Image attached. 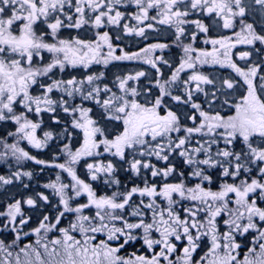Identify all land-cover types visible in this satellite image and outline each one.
<instances>
[{"label": "snow or ice", "instance_id": "snow-or-ice-1", "mask_svg": "<svg viewBox=\"0 0 264 264\" xmlns=\"http://www.w3.org/2000/svg\"><path fill=\"white\" fill-rule=\"evenodd\" d=\"M132 2L139 9L135 19L140 22L149 19V9L160 8V23L175 24L177 39L184 32L182 25L188 22L184 18L189 15L187 8L190 7L191 10L199 9L209 15L215 14L220 18L225 29L234 28L239 20L240 31L235 34L237 43L253 45L259 41L264 44V34L257 33L253 23L245 22L246 14L253 5H258L261 15L264 16V0H251V3H246L245 0H132ZM120 3L121 0H76L75 4L73 0H0V120L15 121L18 125L17 131L10 135H18L19 139H27L29 143L40 148L52 138V133L45 132L44 140L38 139L36 130L40 125L29 120L26 113L31 111L40 113L43 110L55 112L57 104L65 105L63 107L65 113L78 114L80 119H74L73 126L82 129L84 133L83 146L75 153L69 150L68 154L72 163L82 156H91L101 144L105 145L106 151L114 149V154L121 158L124 157L126 149L133 151L140 149L139 155L155 156L163 161H168L172 153L178 152L184 158V162L193 167L190 175L199 178L200 182L194 186H188L183 179L184 173H179L180 182L164 183L159 190L156 184L149 185L145 182L142 188L132 187L126 192L97 197L91 185L77 177L73 168H66L64 164H60L58 167L66 168L74 181L71 190L75 196L87 194L88 203L71 207L70 201L73 197L66 191L69 185L62 183L46 185L53 188L60 196V205L63 208L62 211L58 210L54 217L44 215L39 226L33 229L39 237L36 245L43 249L47 258H42L37 247L26 245L20 250L24 254V259L21 260L20 253H17L15 264H161L162 259L167 264H193V253L200 247L201 238L206 236L210 237L211 244L197 264H233L236 257L232 253L241 247L235 242V234L255 230L258 233L257 240H264V227H262L264 207L258 204V201L264 203V75H260L261 64H253L245 70L231 61L229 49L235 45L226 42L231 37L212 40L213 50L200 52L196 60L201 64L226 63L242 78L243 84L246 85V92L235 103H230L228 98L221 102L217 92L223 95L225 89L236 90L240 87L239 82L225 79L216 91L206 92L202 85L213 87L216 85L208 76L197 72L183 82V95L172 96L167 90L171 83L176 82L181 71L185 68H195L192 57L188 55L193 51L190 46L184 48L188 58L181 61L171 80L164 83L157 81L161 95L153 102L141 104L134 98H127L129 93L132 97L138 95L135 88L130 90L126 88L127 81L134 79L132 76L119 82V88L124 95L116 96L113 93L103 101L99 99L100 93H107L110 89L107 86L104 88L99 85L93 86L94 82L100 79L93 75L82 80L72 78L66 81L54 80L47 85L41 83L40 87L44 90V94L42 96L30 94V89L38 84L39 78L48 76L53 69L59 68L63 71L68 65L88 66L93 61L99 62L97 57L100 56V50L104 44H107L110 50L108 55L112 59L131 60L139 57V53L112 56V45L109 43L110 38L107 32L100 36L96 43L80 39H58L50 43L44 38L47 33L37 31L39 23L45 24L50 29L52 37H56L62 27L79 29L88 23L100 27L105 21L118 24L123 16V13L116 10V6ZM181 5L185 6L184 10L181 9ZM66 7L74 8V14L66 13ZM86 7L90 12L95 13L91 20L85 16ZM114 10L115 15H112ZM57 13L63 15L64 19H61ZM152 19L155 20L156 17ZM192 23L200 31L208 32V27L200 20L192 21ZM148 27L151 28L152 25L149 24ZM125 29L133 31L127 25ZM143 33L144 29L140 28L138 34L143 35ZM216 45H219V48H216ZM165 47L167 45L155 44L143 51L150 52L156 48ZM220 49L224 51L221 52ZM44 52L53 54L52 60L46 64L42 63ZM221 55L224 57L223 60L219 58ZM248 56L250 53H242L241 59ZM34 58H38L42 66L34 64ZM163 62L167 63V61ZM104 63L107 64L108 60L105 59ZM148 63L153 67L156 65L154 60H149ZM143 75V72L137 73L135 78ZM257 80L260 81L259 84ZM85 84L92 86L86 93L83 89ZM192 84L194 87L191 86ZM54 90H59L68 97L79 93L82 99L94 100L95 103L101 104L108 119L123 122V131L114 139L104 138L97 142V134L103 136V129L98 127L97 121L89 116L92 110L79 106L70 108L65 100L51 99L49 94ZM194 93L203 94L208 110H205L201 103L193 101ZM165 96L171 97L178 104L190 105L191 114L185 118L192 122L193 127L182 126L181 116L171 109H167L164 115L160 114L159 109L164 104ZM17 102L24 106L26 112L17 114L14 111V104ZM215 103H221V108L233 109L234 114L221 115L219 111L212 108ZM181 132H184L183 136L179 135ZM174 133L175 138H173ZM196 135H199L203 142L197 141L195 146H192V138ZM238 138L244 145L240 151L232 147ZM221 141L224 143L223 149L219 147ZM18 142L7 144L0 141L4 148V151L0 152V158H6L10 152L16 159H34L29 157L28 152L18 147ZM201 156H203L202 159ZM37 163L44 162L37 161ZM130 167L137 174L140 173L141 168L150 170L152 177H168L176 171L174 166L158 169L150 162L138 159H134ZM87 168L93 180L97 179L98 172L112 173L114 171L111 163L88 164ZM205 168H219L222 177L231 178L234 182H224L215 191L211 187H205V182L211 185L213 180L211 175L205 173ZM253 171L256 172L255 176L252 175ZM14 175L18 179L22 175L30 177L31 173L16 172ZM57 179L59 180V177ZM0 183L10 184L12 179L0 176ZM114 183L119 184V181ZM137 194L140 197H148L149 202L144 203L142 199L139 204H135L133 197ZM158 197L164 198L166 206L162 207L156 202ZM39 199L48 202V197L43 194H39ZM181 201L192 202L191 207L182 209L183 217L180 211H177ZM24 203L32 208L37 206V201L31 197ZM90 207L96 209L94 216L84 215V210ZM65 213H75V220L67 227L57 228ZM149 213L150 219L146 221ZM201 214L204 219H201ZM0 215H6L9 224L13 226L16 224L17 217H20L21 226L27 224L30 219L24 217L20 200L9 204L7 213H0ZM221 216L228 217L223 220V224L228 227V231L224 233H220L217 226V218ZM126 217L136 218V222H130ZM9 224H5L4 228H8ZM53 230H58L62 235L60 238L48 241L47 234ZM136 230L142 232V237L139 238L148 249L161 245L159 253H154L151 258L134 253L127 259L119 255L125 245L138 239L136 235H133ZM42 231L43 236H41ZM154 232L159 234V239L153 238ZM73 233H79L81 238L77 239ZM97 233H106L107 238L94 242ZM122 237L124 238L122 243L112 246V241L119 242ZM182 237L187 240V246L182 249L183 255L176 257L174 262L169 259L177 250V245L172 242V238L180 241ZM19 239L20 235L17 233L16 240ZM42 241L45 242L42 243ZM15 243L16 241H13V245ZM49 244L52 245L51 248ZM13 245H6L3 240H0V250L6 252L8 257L12 256L8 249ZM221 249H223L222 253ZM259 249L260 251L256 253L255 247L250 248L249 253L254 254V258L246 255L241 264H264V243L259 244ZM2 264H10V261L5 258Z\"/></svg>", "mask_w": 264, "mask_h": 264}, {"label": "rangeland", "instance_id": "rangeland-1", "mask_svg": "<svg viewBox=\"0 0 264 264\" xmlns=\"http://www.w3.org/2000/svg\"><path fill=\"white\" fill-rule=\"evenodd\" d=\"M121 2L124 5V7H127L128 3L125 4V2H126L125 0H121ZM245 2L251 3V0H245ZM180 7L183 10L185 9L184 5H181ZM187 10H191L190 7H188ZM245 19H246V23H253L254 24L257 33L264 34V16L261 15V10H260L258 5H253L252 7L249 8ZM120 23H121V21H119V24ZM190 23L191 22L188 21L187 23L182 25V27L184 28V32H183V34H180L179 39L176 38L175 41H174V39L171 40V36L174 35V31H173L174 29L171 27V25H168V26L171 27L173 30L170 29L169 27H164L161 37L164 36V38L169 39V41L166 42V45L167 44L170 46H173V45L181 46V45H183L182 47H184V48L187 46H190L193 49V51L188 55H190L192 57V61L194 62V60H195L194 54H195V51H197L198 49L194 44L195 41H193V39H192V33H193V30L196 29L197 27L195 26V24H190ZM202 23L208 24L210 31L218 34V35L213 34L214 36H212L211 40L207 39L205 41V39H204L205 44H207L208 42H210V44H212L211 43L212 40H221L224 38L231 37L230 40L226 41L227 43L231 44L235 40L236 44H238L241 47L247 45V44L237 43V37L235 34L240 31L239 21L236 22V26L232 29L223 28L222 21L219 18H214L210 21H205V23L204 22H202ZM172 25H175V24H172ZM128 26H129V24H127V27ZM115 33H116V34H114L115 39L114 38L110 39L109 43L114 44V47H112V49H114V50L118 49L120 51L119 52L118 51L112 52V56L119 57V56H123L125 54L131 55L133 53H139L140 55L138 58L131 59V60L112 59L111 57H109V59H107V60H110V62H117L119 64V65H115V67L113 69H110V68L105 69L106 72H108L109 70H113V74H115V77H117V79H116L117 82L114 84L105 85L110 89V91L107 93H104L103 96H101L102 95V92H101L99 95V99L101 101H103L104 99L111 96L113 93H115L116 96L124 95V92L119 88V82L121 80L126 79L129 76H132V77H134V79L127 81L126 88L128 90L135 88L138 95L136 97H132L129 93L127 98L128 99L134 98L141 104H145L146 102H153L154 100L152 99V97L150 96L148 91L146 90L145 84L144 85L143 84H135V81H138L144 77L145 69L142 65L144 64L145 61L151 60L149 55L153 56L154 53L153 52H151V53L150 52H144V51L132 52L131 50H129L130 46L127 47V45L128 44H130V45L136 44L138 46L139 44H143L145 42L144 38L146 39L149 37V38L153 39L154 34L147 33L148 37H144V38H140L138 36L134 40V41H136V43H135L134 41L129 42V38L125 36V35L130 33V31H127L125 29V26H121L119 32L115 31ZM65 39H67V38H65ZM258 42L259 41H257L256 43H258ZM259 44H261V43L259 42ZM182 47H181V49H182ZM212 50L213 49L203 50V51L204 52H211ZM232 50L233 49H231V51L229 50L230 51L229 53H231ZM259 50H261V49L260 48L254 49V48H250V47L245 48L244 47L243 49H241L238 56L241 59V54L247 52V53H250V56H248L246 58H249L251 60H259L260 57H262L264 55V52L259 53ZM220 51L223 52L224 50L221 49ZM200 52H202V51H200ZM107 53L109 54V52H107ZM182 54H183V59H181V60H185L188 58V55H186L185 52H183ZM102 55H105V53H102ZM167 56L171 57L170 55H167ZM197 56H198V54L196 55V57ZM229 56H230V54H229ZM171 58H174V57H171ZM219 58L221 60L224 59V57L222 55ZM209 63H211V62H209ZM211 64H213V63H211ZM215 65H217V64H215ZM64 69L66 70V68H64ZM64 69H63L64 73H61L62 76H60L56 80H64V81L67 80V72H66L67 70L65 71ZM188 70H190V69H188ZM59 71H61V70L57 69V71L55 73L59 74ZM140 72H143L144 75L140 76L139 78H135L137 76V73H140ZM173 74L174 73H172L169 76V78L166 79V81H170ZM179 77H180V74H178V79H179ZM214 78H216V79H214ZM217 78H219V77L214 76V75L211 76V79L214 81V83H215V81L221 82V80H219ZM178 79L176 80V83H171L168 86L167 90L170 91L171 94H173L172 91H177L180 94L183 93L182 89H184V83L177 84ZM41 83L47 85V84H50L52 82L48 83L47 79L46 80L43 79L37 85H33L32 88L30 89L31 95L42 96L44 94V90L40 87ZM139 83H141V82H139ZM95 85H99L101 88L105 87V86L102 87V85H100L99 83L94 84L93 86H95ZM204 86H208L209 90H211V88H212V85H204ZM91 87L92 86L85 84L83 86L85 93L87 91L91 90ZM49 96L51 99H53L55 101H60V100L67 101L68 102L67 106H69L70 108L76 107V106L83 107V108H90L92 111H91V113H89V116L93 120L97 121L98 127L103 129V134H104L103 139L107 138V139L111 140L117 134H119L120 132L123 131V122L121 120L108 119L105 115V110L102 108L101 104L95 103L94 100H84V99H82V97L79 93H76L73 97H68L65 93H63L59 90H54L51 94H49ZM171 103H172L171 97L167 96V98L164 99V104L161 108H170L171 109V108H173V105H171ZM19 105L22 106V111L20 113L26 112V109L24 108V106L22 104H19L18 102H17V104H14V111H15V108L18 107ZM64 106L65 105L57 104L55 106V112H48L46 110H43L40 113H35V111H31V112L26 113L27 118L29 120H31L34 123H38L40 125V127L37 128V130H36V137L38 139L44 140V133L45 132H51L52 133V138L47 140L45 146L40 147V149L37 152H31V150L27 147L28 144L35 147L33 144L29 143V141L27 139H19L18 135H10V133H16V131H17L18 125L15 123V121H12L10 119L0 120V124H1L0 127L3 126L2 128H0V141L7 143V144H13V143H17V141H19L18 147H20L24 151L28 152L29 157H34V159H28V158L16 159L15 157H12L11 153L9 152V155L6 158H0V176H4L6 179H9V178L12 179V183H10V184L0 183V196L3 193H5L4 195H6L7 201L4 203L5 205H9L11 203H14L16 200H20L21 206H28L27 204L24 203V201H26L29 197H31L37 201V206L35 208L23 209L24 212H27V213L31 212L30 214H32L34 212H39V215L42 214L44 216V214L46 212H48L46 209L49 206H55L56 207L55 209H58L59 211L63 210L62 205H60V196L56 193V191L53 188L47 187L49 190H46L44 192H43L44 189H41V190H39L38 194L21 193V190L25 189L24 186L21 184V182L24 181L25 177H27L30 180L41 181V185L44 188L46 185L52 184V183H56V184L62 183V184L69 185V189L66 191H67V194L69 196L73 197L72 200L70 201L71 207H77L80 204L88 203L87 194L75 196L74 192L71 190V186L74 184V181L72 180V177L69 175V173L66 171L67 167L73 168V170L76 172L77 177H79L81 180H84L85 183L90 184L93 191L96 193L97 197H99V196H111L115 192H126V191L130 190L131 187H127V185H126V183H128V181H122L121 180L122 174H125V173H127V174L130 173L132 175V177L134 176L133 181L135 184L131 185V186L142 188V187H144L145 182H147L149 185H151L149 183V179L148 178L145 179V176H144V179H141L142 175H147L148 172L151 173L150 170H146V169L141 168L140 173L137 174L130 167V164L134 159L142 160L144 162L149 161V157L141 156L138 154L140 149H136L135 151H133L132 149H126L124 157L121 158V157L114 154V152H115L114 149L112 151H106L105 147H104V151H103L101 146H100L99 148L95 149V151L93 152V154L91 156H82L75 163H72L71 157L68 154L69 150L72 153H75L77 150H79L83 146V143H84L83 135H84V133H83L82 129H78V128H75L73 126V120L74 119H80L78 114L73 115L71 112L65 113L63 111ZM33 107H35V106H33ZM41 107L44 108L43 105H41ZM17 114H19V113H17ZM76 134H78V135H76ZM97 135H99V134H97ZM100 140L97 139V142ZM61 141H63V142H61ZM257 143H259L258 140H257ZM101 145H103V144H101ZM50 146H55L56 148L54 149V148H51ZM53 150H55V151H53ZM3 151H4L3 143H0V152H3ZM43 154H46V155H43ZM47 158H49L50 161H48ZM37 161H43L44 163H42V164L37 163ZM155 161L160 162L161 160H158L155 157ZM108 163H111L113 165L114 171L112 173L98 172L97 173V179L93 180L92 174L88 170L87 165L88 164L107 165ZM28 164L35 165V167H32V166L29 167V166H27ZM60 164H64L66 166V168L65 169L59 168L58 165H60ZM155 165L157 166V167L155 166L156 168L163 169V167L159 163H157V164L155 163ZM30 170L37 172L36 174L41 179H36L35 177L32 178L33 176L29 177V176H24V175L20 176L17 179L14 175L16 172H21V173H29L30 172L33 175V172H31ZM52 171H56L55 172L56 175H54L55 181H53L54 179L49 183L42 181L43 180L42 178H44V177L47 178L48 176H50L52 174ZM218 173L221 174V170H218ZM57 177H59V180L57 179ZM157 177L158 178L153 177L154 178L153 180L157 181V182H154L153 184H156L158 186V190H159V187L162 186L164 183L180 182V175L177 173V171H175L172 175H170L168 177L160 176L161 178H163V182H160V180H157V179H160L159 176H157ZM25 180H27V179H25ZM117 180L119 181V184L114 183V181H117ZM176 180H178V181H176ZM222 183H224V181H222ZM227 183H233V180L230 182H227ZM191 186H193V185H191ZM204 186L207 187L206 185H204ZM39 194H43V195L47 196L48 202H44V201L40 200ZM133 198H135V196ZM161 198L164 200L163 197H161ZM50 199H52V200H50ZM142 199L144 202H146V200H147L146 197H141L140 201ZM0 200H1V198H0ZM8 201H10V203ZM136 204H138V203H136ZM164 204L166 206L165 200H164ZM58 210H56V211H58ZM95 211H96V209L94 207H90V208L85 209L83 214L91 216V214H92L91 212H95ZM73 215L76 216L75 213H65V216L61 219V223L59 224V226H57V228L65 226L64 221L66 220L67 217L75 220ZM227 218H225V219H227ZM42 219H43V217L41 218V220ZM201 219H204L202 214H201ZM19 220H20V218L17 217V221H16L15 226L10 225L9 221H8L7 222V224H9L8 228H4V225H5V221H4V223L1 224V226H0V235L2 234L4 236H7L9 233H12V236L15 237L17 235V231L19 230V226H21L19 224ZM41 220L39 219V221H41ZM227 231H228V227L219 228L220 233H224ZM28 232H31V230L23 231L24 234L22 233V236H23L24 240H27L29 235H25V233H28ZM53 232L54 233L58 232V230H53V231L49 232L47 234V237L49 235H51V233H53ZM77 234H79V233H73V235H75V236ZM97 234H100V237L106 236V233H97ZM97 234H96V236H97ZM141 234L142 233H139L138 235L141 237ZM35 235H36L35 236L36 239H35L33 244L29 243V242H24V245H21V243L18 241L17 243H15V245H13V242H11V245H13V246L9 249L11 251H9V250L8 251L12 253V256L8 257L7 255H4V254L1 255L0 256V264H2V262L5 260V258H7L10 261V264H15V258H16L17 253H20V258H21V260H23L24 254L21 253L20 250L22 248H25L26 245H32L34 247H37L38 250L41 252L42 258L46 259L47 257H46V254L44 253L43 249L40 248L38 245H36V241L39 237L37 236V234H35ZM43 235H44V233L42 231L41 236H43ZM235 235H239V237H242V240L238 241L235 239V242L239 243L241 245V247L239 249L233 251V253H232V255H234L236 257V260L233 261V264H241V262L244 260V257L246 255L254 258V254L249 253V249L255 247V252L258 253L260 251L259 244L264 243V240H257L258 233L255 230H250L248 233L235 234ZM97 238H96V240H97ZM208 238H210V237L206 236V237L201 238V240L199 242L200 247H198L196 252L193 253V264H197V262L200 261V258L202 256H204V254L208 251V248L210 247V244H211V239L208 240ZM56 239H57V237H56ZM98 239L99 240L94 241V242H98L100 240H105V239H101V238H98ZM157 239H159V238H157ZM50 240H53V239H51V238L48 239V241H50ZM13 241H15V240H13ZM43 242H45V241H42V243ZM118 243H117V241H114L112 246H117ZM185 246H187V240H186V243L183 245V247H185ZM49 247L51 248L52 245L49 244ZM203 248H205V249H203ZM222 252H223V249H221V253ZM119 255H121L127 259V258L132 257L133 254L128 256V255L122 254L120 252ZM182 255H183V253H182ZM178 256H179V254L174 252L171 254L169 259L175 262L176 257H178ZM33 258H34V254H33ZM161 264H167V262L162 259Z\"/></svg>", "mask_w": 264, "mask_h": 264}, {"label": "flooded vegetation", "instance_id": "flooded-vegetation-1", "mask_svg": "<svg viewBox=\"0 0 264 264\" xmlns=\"http://www.w3.org/2000/svg\"><path fill=\"white\" fill-rule=\"evenodd\" d=\"M125 1H126L125 4L128 3L127 7H124L122 2L116 6V10H119L121 13H123L122 18L120 19V21H121L120 24L119 23L118 24H110L107 21H105V23L100 27H95V25H93L92 23L85 24L79 29L62 27L58 31L57 36L52 37L50 34V29H48L45 24L39 23L37 25V31H38V33L39 32L47 33V35H45L44 38H45L46 42H50V43H54L58 39H65V38H67V40L80 39V40H84L86 42L96 43V42H98V38L100 36H102L105 32L108 33V36L110 39H113L115 37L114 34H116L115 31L119 32L121 26H125V25L129 24L128 28L133 29V31H130L129 34L125 35L126 37L129 38V42H133L135 40V38H137L138 36L140 38L148 37L147 33L154 34L153 39L149 38V37L146 39L144 38L145 42L143 44H139L138 46L136 44H135L136 46L126 44L127 47L130 46L129 50H131L132 52L143 51L144 49L149 48L150 45H155V44L166 45V42L169 41V39L164 38V36L161 37V35L163 33V28L169 27L168 26L169 24L160 23L161 16L159 15V12L161 11V9L160 8L149 9L148 10L149 19L144 20L143 22H140V21L135 19V16L139 13V9L136 6V4L134 2H132V0H125ZM75 2H76V0H73V4H75ZM188 11H189V15L187 17H185L184 19L191 22L190 24H193L192 21H195V20H200L201 22L205 23V21H210L214 18H219L215 14L209 15L206 12H203L199 9L188 10ZM65 12L68 14H74V8L69 9L66 7ZM57 15H60V18L64 19L63 15H61L59 13H57ZM94 15H95V13L90 12L86 7V11H85L86 18L91 20L94 17ZM112 15H115V10L113 11ZM152 17H156V19L153 20ZM237 21H239V20H237ZM245 22H246V19H245ZM65 23H67V21H65ZM149 24L152 25L151 28L148 27ZM206 26L208 27V32H206V33L200 31L198 28L193 30L192 39H193V35H195V39H193V41H195L194 44L198 49L197 51H195V54H194V56H195L194 57L195 68L190 69V70H188V68H185L183 71H181L179 73L180 77L178 79L177 84H180V83H183L184 81L189 80V78L193 75L194 72L206 75L210 79H211L212 75L218 76L219 78H217V79L221 80V82L225 79L232 80L233 82H239L240 87H238L236 90H226L225 89V90H223V95L221 94V92H217V95L220 97L221 102L223 101V99L228 98L230 103H235V102H237L239 97L246 92V85L243 84L242 78L239 77L236 74V72L231 67H229L226 63L217 64V65L211 64V63L201 64L199 61L196 60V55L197 54L199 55L200 51L213 49V47H214L212 44H210V42L205 44V41L207 39L211 40L212 36H214V35H218V34L210 31L208 24H206ZM171 27H169V28L174 31V35L171 36V40L174 39V41H175L177 38V35H178L176 32V26L171 24ZM140 28L144 29L143 35L138 34V30ZM204 39H205V41H204ZM134 42L136 43V41H134ZM231 44L235 45L234 47H231L229 49L230 51H231V49H233L232 52L229 53L231 61L233 63H235L238 67L245 69V70L248 67L252 66L253 64H261L262 70H261L260 75H264V55L262 57H260L259 60H251L249 58L240 59V57L238 56L241 49H243L244 47L245 48L250 47V48H254V49L260 48L261 50H259V53H263L264 52V44H259V42H258V43H255L253 46L252 45L251 46L245 45V46L241 47L238 44H236L235 40ZM111 45H112V47H114L113 43H111ZM182 46L183 45H181V46H178V45L170 46L167 44V47H165L163 49L156 48V49L150 51V53L153 52L154 55L153 56L149 55L151 60L156 61L155 67H153L152 64L148 63V61H145L144 64L142 65L145 69V75L142 79L135 81V84H143V85L145 84V86H146L145 88L153 100L161 95L160 89L157 86V81H160V83H164L166 81V79H168L172 73H175L176 69L179 67V65L182 61L181 59H183L182 53L184 52V47H182ZM181 47H182V49H181ZM215 47L219 48V45L218 46L216 45ZM115 51L119 52L120 50L112 49V52H115ZM107 52H109V48H108L107 44H104L101 47L100 56L97 57V60L99 62L93 61L88 66H84V65H77L75 67H73L71 65L66 66L65 68L67 71L65 69L64 70L67 72V80L72 79V78H75L77 80H82V79H86V77L89 75H93V76L100 77V79L95 81L94 84L99 83L100 85H102V87L107 85V84L116 83L117 77H115V74H113V70H109L108 72H106L105 69H109V68L113 69L115 67V65H119V64L117 62H110V60H108V63L105 64L104 60L109 59V55ZM102 53H105V55H102ZM42 55L44 56V60L42 62L43 64H46L52 60L53 54L48 53V52H44V53H42ZM167 55H170L171 57H174V58L168 57ZM163 61H167V63H164ZM42 63L39 61L38 58H34V64H36L37 66H42ZM57 69H59V68L53 69V71L51 73H49L48 76L39 78L38 83H40L43 79L44 80L47 79L48 83L58 79L60 76H62L61 73H64V72L59 71L60 75L56 74L55 72L57 71ZM214 79H216V78H214ZM139 82H141V83H139ZM221 82L215 81L216 87L212 86L211 90H209L208 86L202 85V87H204V90L206 92L216 91V88H219ZM259 83H260V81L257 80V84H259ZM192 87H194V84H192ZM182 91L184 93V89H182ZM172 93H173L172 96L183 95V93L180 94L177 91H172ZM103 94H104V92H102L101 96H103ZM166 98H167V96L164 99H166ZM193 101L201 103L202 105H204L205 110H208L207 105L205 104V97L203 96V94L194 93ZM171 105H173V108H171V110L176 112L178 115L181 116L182 126H185V127H193L194 126L190 120H187L185 118L187 115L191 114L190 105L178 104L173 100H172ZM212 108L215 109L216 111H219L220 114L223 116H228V115L234 114V110L231 108H228V107L221 108V103L213 104ZM167 109H170V108L159 109L160 114L164 115L166 113ZM15 111H16V113L20 114V112L22 111V106L19 105L18 107H16ZM198 123H199V119L197 120V124ZM0 126H1V124H0ZM2 127H0V128H2ZM179 135L183 136L184 132L179 133ZM103 136H104V134H103ZM103 136H101L99 134V135H97L96 139H99V140L103 139ZM175 136H176V134L174 133L173 138H175ZM83 139H84V135H83ZM205 139H207V137H205ZM257 140L259 141L258 138H257ZM197 141H200L201 143L203 142V140H201V137L199 135H196L192 138V146H195ZM100 146H101L102 150L104 151L105 145H100ZM219 147L221 149L224 148L223 141L220 142ZM232 147L234 148V150L240 151L244 147L243 141L240 138H238L236 141H234V144ZM38 150H39V148H38ZM213 151L214 152L216 151L215 146L213 147ZM200 158L202 159L203 156H201ZM147 162H150L153 165H155V163L156 164L159 163L163 168H166L168 166H174L178 174L184 173L183 179H184L185 184L188 186H191V185L194 186L196 183L200 182L199 178L192 177L190 175V173L193 171V167L187 165L184 162V158L181 157L178 152L172 153L169 156L168 161L161 160L160 162H156L155 156H152V157H149V161H147ZM218 170H220V169L219 168H205V173L208 175H211L213 178L211 185H208L207 182H205V185L207 187H211L214 191L218 190L219 186L222 184V181H224V182L232 181L231 178L222 177L221 174L218 173ZM252 175L255 176L256 172L253 171ZM180 180H181V177H180ZM235 182L238 183V181H235ZM176 198L179 199L178 197H176ZM258 204H260L261 207H264V203L258 201ZM191 206H192V202L181 201V206L177 208V211H180L181 216L183 217L184 213H183L182 209L187 208V207H191ZM26 208H32V207L21 206V210L23 212L24 217L30 218V219H28V223L25 225L30 226V225H32L31 223H32L33 219L36 216H40V215H35L33 213L30 214L31 212L30 213L24 212L23 209H26ZM55 208H56L55 206H49L46 209L48 212H46L44 215H48L51 218L53 215L51 214L50 211L58 210ZM7 209H8V205H1L0 204V213L6 214ZM129 210H131V209H129ZM18 218H20V217H18ZM36 218H38V217H36ZM225 218H227V216H221V217L217 218V226L219 228H226L227 227L226 225L223 224V220ZM29 220H30V222H29ZM4 221H5V224H7V222H8L7 216L6 215H0V226H1V224L4 223ZM23 226L22 227L19 226V230L17 231V233H19V235H21L19 240H16V236L11 238V239H8L7 238L8 236H3L2 234L0 235V240H3L6 245H11V242H13V240H15L16 243L19 241L21 243V245H24V242H29V243L33 244L35 239H36V237H35L36 233L33 230H31V232H28L29 236H28L27 240H24V238L22 236V233L24 231ZM38 226H39V223H37V225L35 227H38ZM66 227H67V225H66ZM262 227H264V225H262ZM193 234H195V230L193 231ZM60 236H61V233L59 231L55 232V233L53 232L46 239L47 240L50 238L56 239V237L60 238ZM76 238L80 239L77 236H76ZM209 239L210 238H208V240ZM235 239L238 241H241L242 237H239V235H235ZM185 241H186V239H184L183 237L179 241L180 246H178V247H181V252L180 253L177 252V254H179V256H181L183 253L182 249H183V245L185 244ZM203 249H205V248H203ZM9 251H11V250H9ZM3 254L7 255L6 252H4V251L2 252V250H0V256ZM145 256L148 258H151L150 254H145Z\"/></svg>", "mask_w": 264, "mask_h": 264}, {"label": "trees", "instance_id": "trees-1", "mask_svg": "<svg viewBox=\"0 0 264 264\" xmlns=\"http://www.w3.org/2000/svg\"><path fill=\"white\" fill-rule=\"evenodd\" d=\"M4 133V132H3ZM76 135H78V134H76ZM61 142H63V141H61ZM27 145V144H26ZM27 147L31 150V152H37L38 151V148H36V147H33V146H31V145H27ZM51 148H56L55 146H50ZM40 149V148H39ZM53 151H55V150H53ZM43 155H46V154H43ZM48 159V161H50L49 160V158H47ZM27 166H29V167H35V165H32V164H28ZM156 166V165H155ZM157 167V166H156ZM31 172H33V175L31 174V176H33L32 178H36V179H41V178H39V176L36 174L37 172H35V171H32V170H30ZM56 171H52V174L50 175V176H48L47 178L46 177H44V178H42L43 180L42 181H44V182H51L53 179V181H55V176L54 175H56V173H55ZM47 176V175H46ZM144 176H145V179L146 178H148L149 179V183L150 184H153L154 182H157V181H154L153 179V177L151 176V173L149 174V172L147 173V175H142V178L141 179H144ZM134 177V176H133ZM132 177V175L130 174V173H125V174H122V177H121V180L122 181H128V183H126V185H127V187H134V186H131V185H134L135 183H134V178ZM160 177V176H159ZM156 178H158V177H156ZM25 179H27V180H25ZM25 179H24V181H22L21 182V184L24 186V188L25 189H22L21 190V193H32V194H38V192H39V190H41V189H44L43 190V192L44 191H46V190H49L46 186H45V188L41 185V181H37V180H30V179H28L27 177H25ZM136 179V178H135ZM157 180H160V182H163V178H161L160 177V179H157ZM176 181H178V180H176ZM136 182V181H135ZM131 183V184H130ZM42 192V193H43ZM5 193H3L1 196H0V198H1V200H0V204L1 205H5L4 203L7 201L6 200V195H4ZM52 198V197H51ZM176 198V197H175ZM140 199H141V197L139 196V194H137V195H135V198H133V202L136 204V203H140ZM146 202H144V203H148L149 202V198L148 197H146ZM177 199V198H176ZM50 200H52V199H50ZM9 203H10V201H8ZM158 204H160L162 207L163 206H165V204H164V200L163 199H161V197H158L157 198V201H156ZM128 211H131V210H129L128 209ZM51 212V214L53 215L52 217H54L55 215H57V213H58V211H50ZM92 214H91V216H94V214H95V212H91ZM33 214H35V215H39V212H34ZM42 215V214H41ZM36 216V217H38V218H34L33 219V221H32V225H30V226H28V225H24L23 226V230L24 231H27V230H33L34 228H36L35 227V225L37 224V223H40V221H39V219L41 220V218L43 217V216ZM74 216V219L76 218V216L75 215H73ZM127 219H129L130 220V222H136V218H133V217H126ZM148 219H150V213L148 214V216L146 217V221L148 220ZM72 221H74L73 219H71V218H66V220L64 221V225L66 226H68V224L70 223V222H72ZM29 222H30V220H29ZM139 233H142L140 230H136L134 233H133V235H136L137 237H138V239H136V240H134V241H131V242H129L127 245H125V247L123 248V249H121V253L122 254H125V255H128V256H130V255H132L133 253L135 254V255H144L145 256V254H150V256H152L154 253H159V251H160V248H161V245H156V246H154V248H153V250L152 249H148L147 248V246L146 245H144L143 244V240L141 239V238H139L140 236L138 235ZM4 236V235H3ZM8 237V239H11V238H13V236H12V233H9L8 235H7ZM78 238H81V236H80V234H77L76 235ZM101 238V239H106L107 238V236H105V237H100V234H97V236H96V238ZM141 237H142V234H141ZM97 238V240H99ZM153 238L154 239H157V238H159V234L158 233H153ZM123 237L121 238V240L119 241V243H122L123 242ZM96 240V241H97ZM172 242L173 243H175L176 245H177V250L175 251V253H180L181 252V247H178V246H180V243H179V241H176L174 238H172ZM114 243V241H112V244ZM118 243V242H117ZM185 243H186V241H185Z\"/></svg>", "mask_w": 264, "mask_h": 264}]
</instances>
